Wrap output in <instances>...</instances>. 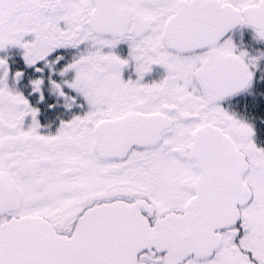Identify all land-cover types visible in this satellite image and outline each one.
I'll use <instances>...</instances> for the list:
<instances>
[{
	"label": "snow or ice",
	"instance_id": "1",
	"mask_svg": "<svg viewBox=\"0 0 264 264\" xmlns=\"http://www.w3.org/2000/svg\"><path fill=\"white\" fill-rule=\"evenodd\" d=\"M0 264H264V0H0Z\"/></svg>",
	"mask_w": 264,
	"mask_h": 264
}]
</instances>
